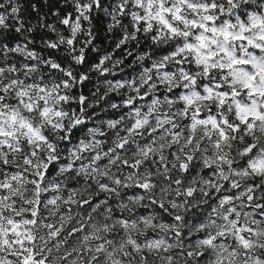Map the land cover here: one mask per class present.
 I'll use <instances>...</instances> for the list:
<instances>
[{
    "label": "snow or ice",
    "instance_id": "obj_1",
    "mask_svg": "<svg viewBox=\"0 0 264 264\" xmlns=\"http://www.w3.org/2000/svg\"><path fill=\"white\" fill-rule=\"evenodd\" d=\"M0 264H264V0H0Z\"/></svg>",
    "mask_w": 264,
    "mask_h": 264
}]
</instances>
